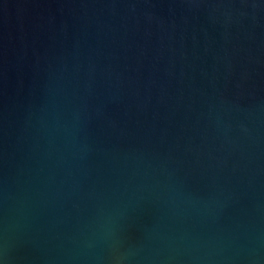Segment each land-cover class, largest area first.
Returning <instances> with one entry per match:
<instances>
[{
	"label": "water",
	"instance_id": "1",
	"mask_svg": "<svg viewBox=\"0 0 264 264\" xmlns=\"http://www.w3.org/2000/svg\"><path fill=\"white\" fill-rule=\"evenodd\" d=\"M0 264H264V0H0Z\"/></svg>",
	"mask_w": 264,
	"mask_h": 264
}]
</instances>
